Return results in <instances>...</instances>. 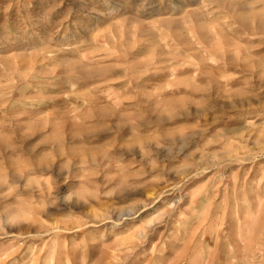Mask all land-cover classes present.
<instances>
[{
    "label": "rangeland",
    "instance_id": "rangeland-1",
    "mask_svg": "<svg viewBox=\"0 0 264 264\" xmlns=\"http://www.w3.org/2000/svg\"><path fill=\"white\" fill-rule=\"evenodd\" d=\"M0 264H264V0H0Z\"/></svg>",
    "mask_w": 264,
    "mask_h": 264
},
{
    "label": "bare ground",
    "instance_id": "bare-ground-1",
    "mask_svg": "<svg viewBox=\"0 0 264 264\" xmlns=\"http://www.w3.org/2000/svg\"><path fill=\"white\" fill-rule=\"evenodd\" d=\"M249 263V262H248ZM258 263H260V262H258Z\"/></svg>",
    "mask_w": 264,
    "mask_h": 264
}]
</instances>
